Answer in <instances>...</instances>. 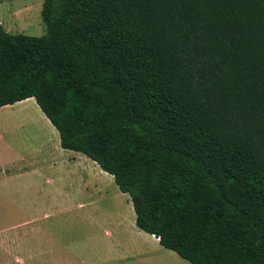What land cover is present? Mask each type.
I'll return each instance as SVG.
<instances>
[{"label":"trees","instance_id":"16d2710c","mask_svg":"<svg viewBox=\"0 0 264 264\" xmlns=\"http://www.w3.org/2000/svg\"><path fill=\"white\" fill-rule=\"evenodd\" d=\"M0 24V107L33 97L192 264H264V0H43Z\"/></svg>","mask_w":264,"mask_h":264},{"label":"crops","instance_id":"0c3cea01","mask_svg":"<svg viewBox=\"0 0 264 264\" xmlns=\"http://www.w3.org/2000/svg\"><path fill=\"white\" fill-rule=\"evenodd\" d=\"M41 120L53 144L43 155L14 150L0 134V264H192L136 225L129 197L128 220L102 210L95 197L106 174L82 152L59 149L57 130Z\"/></svg>","mask_w":264,"mask_h":264},{"label":"rangeland","instance_id":"374dc122","mask_svg":"<svg viewBox=\"0 0 264 264\" xmlns=\"http://www.w3.org/2000/svg\"><path fill=\"white\" fill-rule=\"evenodd\" d=\"M42 2L43 0H0V24L5 31L12 34L43 35L45 25L41 15ZM34 103L36 104L35 100L0 107V134L14 150L28 153L33 147H39L43 155L46 148H53V144L46 141L48 134L41 120L45 115L35 108ZM56 135L59 136L57 132ZM58 148L61 149L59 143ZM101 172L106 174L104 177L100 176V181L104 183V191L95 197L102 198L101 209L107 213L117 212L122 218L130 219L133 212L126 204L128 194L118 189L108 173L102 169ZM118 201L121 202L120 206L117 205Z\"/></svg>","mask_w":264,"mask_h":264}]
</instances>
